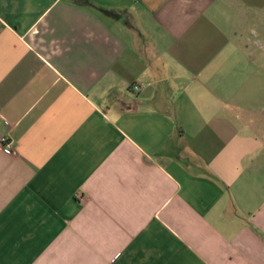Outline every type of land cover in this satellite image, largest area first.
I'll return each mask as SVG.
<instances>
[{"label":"crops","instance_id":"obj_1","mask_svg":"<svg viewBox=\"0 0 264 264\" xmlns=\"http://www.w3.org/2000/svg\"><path fill=\"white\" fill-rule=\"evenodd\" d=\"M3 137L0 264H264V0H0Z\"/></svg>","mask_w":264,"mask_h":264},{"label":"built area","instance_id":"obj_2","mask_svg":"<svg viewBox=\"0 0 264 264\" xmlns=\"http://www.w3.org/2000/svg\"><path fill=\"white\" fill-rule=\"evenodd\" d=\"M134 89L135 90H139L140 89V85L139 84H134ZM0 145L8 152V153H12L14 151V146H13V142L11 140H8V137H3L0 140Z\"/></svg>","mask_w":264,"mask_h":264}]
</instances>
